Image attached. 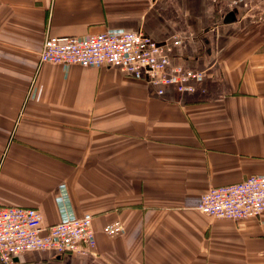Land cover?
<instances>
[{"label": "crops", "instance_id": "0c3cea01", "mask_svg": "<svg viewBox=\"0 0 264 264\" xmlns=\"http://www.w3.org/2000/svg\"><path fill=\"white\" fill-rule=\"evenodd\" d=\"M107 28L178 39L171 67L204 77L181 91L41 63L48 36ZM251 175L264 176V0H0V200L51 225L64 183L97 236L94 256L29 251L19 264H264V212L198 208ZM116 221L123 232L104 234Z\"/></svg>", "mask_w": 264, "mask_h": 264}, {"label": "built area", "instance_id": "2783aa9c", "mask_svg": "<svg viewBox=\"0 0 264 264\" xmlns=\"http://www.w3.org/2000/svg\"><path fill=\"white\" fill-rule=\"evenodd\" d=\"M179 44L178 39L160 43L144 32L107 28L85 37L48 36L40 61L65 68L108 66L159 86L175 84L181 91L193 90L190 82L201 80L204 73L171 67V53ZM58 204L60 221L47 225L39 209L8 205L0 200L1 264H19L17 257L29 251L97 254L93 215L77 216L69 208L70 198L64 183L59 186ZM198 208L215 218L257 217L264 212V176L251 175L240 182L212 187L203 194ZM123 229L122 223L116 221L104 226L103 233L117 236Z\"/></svg>", "mask_w": 264, "mask_h": 264}, {"label": "rangeland", "instance_id": "374dc122", "mask_svg": "<svg viewBox=\"0 0 264 264\" xmlns=\"http://www.w3.org/2000/svg\"><path fill=\"white\" fill-rule=\"evenodd\" d=\"M1 264V263H0Z\"/></svg>", "mask_w": 264, "mask_h": 264}]
</instances>
